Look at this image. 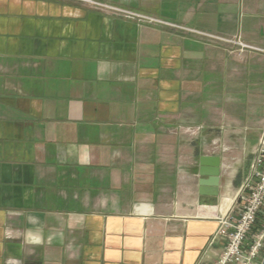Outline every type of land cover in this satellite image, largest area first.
Segmentation results:
<instances>
[{
	"label": "crops",
	"instance_id": "0c3cea01",
	"mask_svg": "<svg viewBox=\"0 0 264 264\" xmlns=\"http://www.w3.org/2000/svg\"><path fill=\"white\" fill-rule=\"evenodd\" d=\"M96 1L131 15L0 0V264H214L264 136V52L217 37L264 49V0Z\"/></svg>",
	"mask_w": 264,
	"mask_h": 264
},
{
	"label": "built area",
	"instance_id": "2783aa9c",
	"mask_svg": "<svg viewBox=\"0 0 264 264\" xmlns=\"http://www.w3.org/2000/svg\"><path fill=\"white\" fill-rule=\"evenodd\" d=\"M96 8L130 16L131 13L96 0H79ZM140 20L156 21L149 17ZM237 47L239 53L247 50L264 52L263 48L248 44L240 38L217 37ZM237 208L217 217L216 238L224 241L223 249L214 264H261L264 250V223L256 228L258 215L264 207V136L261 138L254 168L249 180L237 198Z\"/></svg>",
	"mask_w": 264,
	"mask_h": 264
},
{
	"label": "water",
	"instance_id": "95a60500",
	"mask_svg": "<svg viewBox=\"0 0 264 264\" xmlns=\"http://www.w3.org/2000/svg\"><path fill=\"white\" fill-rule=\"evenodd\" d=\"M221 159L217 156L200 158L199 193L202 196L218 197L220 192ZM261 264H264V258Z\"/></svg>",
	"mask_w": 264,
	"mask_h": 264
},
{
	"label": "rangeland",
	"instance_id": "374dc122",
	"mask_svg": "<svg viewBox=\"0 0 264 264\" xmlns=\"http://www.w3.org/2000/svg\"><path fill=\"white\" fill-rule=\"evenodd\" d=\"M260 222H261V223H260ZM263 223H264V213L261 212V215L259 214L258 224L261 226ZM262 255H263V257H262V259H261V263H262L263 258H264V250H263Z\"/></svg>",
	"mask_w": 264,
	"mask_h": 264
}]
</instances>
